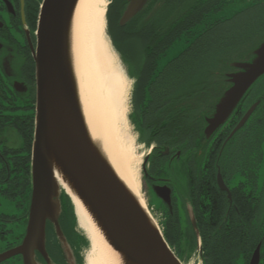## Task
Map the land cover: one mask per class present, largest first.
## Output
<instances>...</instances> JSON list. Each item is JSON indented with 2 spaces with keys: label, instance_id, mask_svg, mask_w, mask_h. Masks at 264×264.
Returning <instances> with one entry per match:
<instances>
[{
  "label": "flooded vegetation",
  "instance_id": "obj_1",
  "mask_svg": "<svg viewBox=\"0 0 264 264\" xmlns=\"http://www.w3.org/2000/svg\"><path fill=\"white\" fill-rule=\"evenodd\" d=\"M42 2L0 0V254L23 242L29 222L36 115L32 46L37 45ZM128 5L129 0L123 7L111 8L109 35L133 81L128 119L145 152L142 189L154 213L162 217L163 233L169 228L174 238L181 235L185 252L180 255L174 244L176 255L189 262L198 252V264H203L201 230H207L210 212L223 211L225 197L237 214L255 211L258 204L264 208V143L256 154L257 145L239 142L240 138L235 137L248 129L257 108L264 115V77L247 91L226 121L210 133V120L222 98L217 99L209 114L207 88L193 93L191 82H175L176 25H170L169 35L165 36L164 25L154 24L155 16L147 10L149 4L122 23ZM245 19L244 24L252 26L254 16L247 15ZM168 22L175 23V19ZM233 85L229 82L227 89ZM255 103L257 108L245 125L229 137ZM219 174L229 192L221 188ZM193 234L197 247L189 251ZM259 245V264H264L262 242L247 264ZM36 258L44 263L39 252ZM8 262L23 264V256H13L0 264Z\"/></svg>",
  "mask_w": 264,
  "mask_h": 264
},
{
  "label": "water",
  "instance_id": "obj_2",
  "mask_svg": "<svg viewBox=\"0 0 264 264\" xmlns=\"http://www.w3.org/2000/svg\"><path fill=\"white\" fill-rule=\"evenodd\" d=\"M75 1L43 0L40 8L37 45L32 46L36 65V116L30 216L23 242L0 254V262L22 255L23 264H87L91 240L79 223L72 196L56 178L54 163H59L89 206L106 239L121 255L123 264H183L160 227L150 224L146 211L128 194L89 141L66 50ZM150 2L129 0L121 22L134 17ZM113 50L128 77L118 52L114 47ZM253 53L252 59L234 63L241 69L230 74L234 85L219 102L217 113L210 120V133L226 121L247 91L264 77V39ZM257 105L249 108L229 137L245 125ZM218 180L221 188L228 191L221 174ZM66 195L74 210L63 224L60 220L68 202ZM53 237L55 243L50 245ZM37 252L44 263L36 258ZM259 261L260 245L250 264H259Z\"/></svg>",
  "mask_w": 264,
  "mask_h": 264
},
{
  "label": "trees",
  "instance_id": "obj_3",
  "mask_svg": "<svg viewBox=\"0 0 264 264\" xmlns=\"http://www.w3.org/2000/svg\"><path fill=\"white\" fill-rule=\"evenodd\" d=\"M126 1H112L107 12L108 22L111 8L116 5L123 7ZM157 1L159 4L155 3ZM153 2L149 3L147 10L155 16L154 24L156 26L163 24L167 37L169 26L175 24V43L184 44V49L176 56L175 82H186L185 84L191 82L193 93L204 92L207 88L211 114L213 104L215 105L218 98L225 96L227 84L232 82L230 74L241 69L234 63L252 59L255 55L253 49L264 39L262 37L264 0H153ZM247 15L250 18L254 16L252 26L244 24ZM174 19L175 23L168 22ZM187 85H184L183 89ZM184 92L185 90L182 91ZM262 112V109L257 108L247 125L248 129H242L235 136L240 138L239 142L257 145L254 147L256 154L261 143H264ZM67 199L60 220L63 224L67 223L68 214L73 215L74 210L68 196ZM207 224V230H201L203 264H247L259 242H262L264 256L263 206L259 208L258 204L255 211L237 214L234 207H229V201L225 197L223 211L210 212ZM164 235L170 246L173 248L176 244L180 255H184L185 248L180 244L181 235L174 238L173 231L169 228H166ZM55 240L53 237L52 241H49L50 245H53ZM190 244L188 250H195L196 234H193ZM53 249L59 254L56 247Z\"/></svg>",
  "mask_w": 264,
  "mask_h": 264
},
{
  "label": "bare ground",
  "instance_id": "obj_4",
  "mask_svg": "<svg viewBox=\"0 0 264 264\" xmlns=\"http://www.w3.org/2000/svg\"><path fill=\"white\" fill-rule=\"evenodd\" d=\"M108 0H76L67 33V58L76 88L81 117L89 141L141 208L150 224L141 190L140 162L127 130L128 79L106 34ZM56 178L72 196L81 227L91 240L87 264H123L121 255L106 239L92 211L74 188L59 163ZM158 227V226H157ZM159 228V227H158Z\"/></svg>",
  "mask_w": 264,
  "mask_h": 264
},
{
  "label": "rangeland",
  "instance_id": "obj_5",
  "mask_svg": "<svg viewBox=\"0 0 264 264\" xmlns=\"http://www.w3.org/2000/svg\"><path fill=\"white\" fill-rule=\"evenodd\" d=\"M112 1L113 0H108V8H107V10H109V5L112 3ZM109 2H111V3H109ZM106 34H107L108 40L110 41V45L112 46V49H113V45L111 44V40H110V37L108 35L107 30H106ZM183 49H184V44L182 42H180V43H178V44L175 45V52L177 54H179ZM127 79H128V85H129V87H128V93H127V97H126L127 130H128V133L130 134V136L133 138L134 146H135V150H136V154L139 157H141V162L139 164L140 165L139 166L140 167V178H141L142 163H143V158H144L143 154H145V152H144V149H141L140 148L141 146L138 144L137 135L134 132V130L132 129V126H131V124L129 122V119H128L129 113H130V99H131V92H132V88H133V81H132V79L130 77H127ZM15 140L19 141V137L16 136V139ZM141 190H142V193H143L142 195L144 196L145 201H146L147 205L149 206V210H150L151 214L153 215L154 219L160 224V227H162V224H161V218L162 217H161V215L155 214L154 211L151 208L152 206L150 207V204L147 201V197H145V192L142 189V185H141ZM198 260H199V256H198V252H196L195 256H193L192 259L189 262H187L185 260L183 263L184 264H198L199 263ZM6 264H22V263L21 262H8Z\"/></svg>",
  "mask_w": 264,
  "mask_h": 264
}]
</instances>
